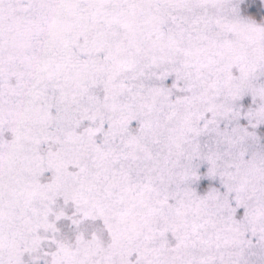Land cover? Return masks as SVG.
Listing matches in <instances>:
<instances>
[{
  "label": "snow or ice",
  "instance_id": "6c2138e0",
  "mask_svg": "<svg viewBox=\"0 0 264 264\" xmlns=\"http://www.w3.org/2000/svg\"><path fill=\"white\" fill-rule=\"evenodd\" d=\"M0 264H264V0H0Z\"/></svg>",
  "mask_w": 264,
  "mask_h": 264
}]
</instances>
